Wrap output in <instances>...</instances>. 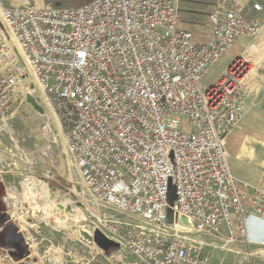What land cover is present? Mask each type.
Instances as JSON below:
<instances>
[{
	"label": "built area",
	"instance_id": "1",
	"mask_svg": "<svg viewBox=\"0 0 264 264\" xmlns=\"http://www.w3.org/2000/svg\"><path fill=\"white\" fill-rule=\"evenodd\" d=\"M15 1L0 0V140L11 137L25 84L69 109L64 140L81 194L124 217L107 222L120 244L113 257L142 264H213L216 252L264 257L243 250L264 249V181L240 180L227 145L248 112L255 80L248 56L264 32V0H216L202 41L181 27L184 0L64 8ZM39 132L58 145L51 126ZM52 259L58 263L54 251Z\"/></svg>",
	"mask_w": 264,
	"mask_h": 264
},
{
	"label": "rangeland",
	"instance_id": "2",
	"mask_svg": "<svg viewBox=\"0 0 264 264\" xmlns=\"http://www.w3.org/2000/svg\"><path fill=\"white\" fill-rule=\"evenodd\" d=\"M26 1L64 8L79 7L91 0H16L15 3L21 5ZM215 1L184 0L181 8L188 9L193 5L206 4L205 8L208 9ZM252 45L258 48L256 57L264 56V32L253 41ZM250 62L255 67L254 78L258 75L259 81L255 79L249 89L248 112L245 118L238 123L228 137L233 139L239 132L246 130L240 143L236 142L242 148V161L232 158L230 164L234 174L240 180L260 185L264 181V152H262L264 150L261 148V142H264V63L257 67L252 61ZM19 92L22 98L19 99L11 115V137L0 140V173L4 172L3 167L7 170L0 178V183L4 186V193L0 188V261L4 264H16L17 261L32 256L26 260L25 264H52L55 263L52 259L54 251L58 259L57 264H142L127 254L123 261L118 262L113 257L117 251L116 248L99 246L82 232V229L87 230L93 233L92 237H94L95 233L100 231L108 237L110 233L107 222L123 220L124 217L114 211L94 207L80 193L79 172L73 164L64 140L70 126L69 109H63L58 101L45 96L33 84L21 86ZM31 97L36 98L38 105L41 106L40 110L48 116L47 118L36 115L30 103ZM253 109L261 110L255 118L251 115ZM46 125L54 130L58 145H49L50 148L45 155L48 141L43 139L39 131ZM40 182L47 184L46 188L49 191H46L53 197L54 192L50 189L58 190L56 204L67 200L72 201L73 206L83 212L86 221L80 220L79 217L78 219L76 215L74 220H70L67 230L61 226L62 222L57 224L55 216L62 220L63 215L55 211L49 212L48 208L55 206L54 203L51 204V201L43 198L45 193L42 188L44 187ZM27 187L33 190L29 192ZM75 187L78 188L77 191L72 192L71 190ZM11 189L15 190V200L9 197ZM32 199L43 207L39 211L41 213L39 217L34 218L32 213L25 212V217L23 216L20 222L11 219L9 214L14 210L15 217H20L21 212L28 210ZM45 216L51 218V221ZM244 257L238 254L216 252L213 264H256L245 260ZM261 260L259 263L264 264V257H261ZM2 262L0 263L3 264Z\"/></svg>",
	"mask_w": 264,
	"mask_h": 264
},
{
	"label": "crops",
	"instance_id": "3",
	"mask_svg": "<svg viewBox=\"0 0 264 264\" xmlns=\"http://www.w3.org/2000/svg\"><path fill=\"white\" fill-rule=\"evenodd\" d=\"M239 1L244 3V4H248L252 0H239ZM215 3H216V1H215ZM205 5L206 4H202L201 6L193 5L192 8H188V9H184V8L182 9L181 8V20H182L181 21V27L183 29H186V30L194 33L196 38L201 40V41L208 39L209 35L211 33L209 22H208V14H209L213 5H211L208 9L205 8V7H207ZM257 49H258L257 46L252 45V47L249 50V53H250L249 59L258 67L264 63V56L256 57V50ZM255 79H256V81H259V76L256 75ZM259 113H261V110L255 111L253 109L251 112V115L254 116V118H255ZM245 132H246V130L239 132L233 139L228 138L227 145H228V151H229V155H230V162H231L232 158H234L236 161H242V154H241L242 148L240 147V144H236V142L239 141V143H240L241 137L244 135ZM261 145H262L261 148L264 150V142H261ZM262 152H264V151H262ZM232 171H233V169H232ZM251 184L257 185L255 183H251ZM243 250H248L251 252L264 251V249H262L259 246H255V245L243 246ZM227 254H230V253H227ZM244 259L247 261L256 263V264H260L259 262L262 261L261 256H258V255L254 258H250V257L246 258V256H245Z\"/></svg>",
	"mask_w": 264,
	"mask_h": 264
},
{
	"label": "bare ground",
	"instance_id": "4",
	"mask_svg": "<svg viewBox=\"0 0 264 264\" xmlns=\"http://www.w3.org/2000/svg\"><path fill=\"white\" fill-rule=\"evenodd\" d=\"M248 59H249V56H248ZM34 89V88H33ZM25 90V89H24ZM28 90V89H27ZM27 92V91H26ZM38 99V98H37ZM30 103L32 104V106L34 107V109H35V112H36V115H39L40 117H42V118H47L48 116H46V115H44L45 113H43L40 109V105H38L39 103H38V101L36 100V98H33V97H31L30 98ZM38 116V117H39ZM49 144H47V147H46V151L44 152V154L46 155L47 154V150H49ZM58 177V176H57ZM30 179V178H29ZM28 180V179H27ZM31 180H33L32 178H31ZM39 181V180H38ZM27 182H30V181H27ZM32 182V181H31ZM70 183V182H69ZM28 184V183H27ZM34 184H36V183H34ZM40 184H43V187L44 188H42V189H44L43 190V192L45 193L44 195H43V198H46L48 201H51V204L52 203H54V208H52V207H47L48 208V210H49V212L50 211H55V212H59V213H61L62 215H63V219L62 220H59L56 216H55V222L57 223V224H59V223H63V224H61V226L62 227H64L66 230H67V226L68 225H70V220H74V218L76 217V215H77V218L79 217L80 218V220H83V221H86V217H85V215H83V212L77 207V208H75L74 206H73V202L72 201H69V200H67L66 202H62V203H60V204H56L55 203V199H58L57 197H58V190L56 189V188H52V189H50V191H53L54 192V197L53 196H51V194H48L47 193V191H49L46 187H47V184H44V183H42V182H40ZM39 184V185H40ZM38 185V184H37ZM36 186V185H35ZM8 187H10V186H8ZM7 187V188H8ZM29 192H31L33 189L31 188V187H27L26 188ZM77 187H75V188H73L71 191L72 192H76L77 191ZM47 190V191H46ZM14 191L15 190H13V189H11L10 190V194H9V197H10V199L11 200H15V193H14ZM33 193V192H32ZM81 193V192H80ZM31 194V193H30ZM33 195V194H32ZM35 196L33 195V198H34ZM56 197V198H55ZM58 201V200H57ZM50 203V202H49ZM45 204H46V202H45ZM47 206V205H46ZM45 207V206H44ZM17 208V207H16ZM43 207H41V205L39 206L33 199L31 200V205H30V208L28 209V210H24V212H21V214L19 215L20 217H15L16 216V214H14V212H15V210H14V212L13 213H8L9 214V216H11V219H15L16 220V222H20V220H22L23 218V216L25 217V212H27V214H30V213H32V215L34 216V218H36V217H39L40 215L39 214H41L39 211L42 209ZM53 209V210H52ZM18 213H19V210H18ZM54 215V214H53ZM18 216V215H17ZM46 217V216H45ZM22 218V219H21ZM42 218V217H41ZM78 218V219H79ZM39 219V218H38ZM44 219V218H43ZM46 219L47 220H50L51 218H49V217H46ZM78 219H76V220H78ZM51 221V220H50ZM70 222V223H69ZM73 224V223H72ZM59 226V225H58ZM71 227V226H70ZM82 232L83 233H85L86 235H91V236H93V233H91V232H89V231H87V230H84V229H82ZM83 233H81L82 235H83ZM20 234H21V232H20ZM86 238V237H85ZM84 238V239H85ZM29 244H27V246H28ZM33 248H35V246H33ZM263 253H264V251H263ZM30 258H32V256L31 257H28L27 259H30ZM118 258V257H117ZM27 259H21V260H19V261H17V263L16 264H25L26 263V260ZM119 261H120V259H118ZM83 261V260H82ZM0 262H2V261H0ZM3 263V262H2ZM15 263V262H14ZM1 264V263H0ZM4 264V263H3Z\"/></svg>",
	"mask_w": 264,
	"mask_h": 264
},
{
	"label": "water",
	"instance_id": "5",
	"mask_svg": "<svg viewBox=\"0 0 264 264\" xmlns=\"http://www.w3.org/2000/svg\"><path fill=\"white\" fill-rule=\"evenodd\" d=\"M0 188H1L2 192H3L4 191V186H2L1 183H0ZM170 197H171V203H173L177 199L176 195H175V191L171 193ZM169 220H170V222H173V220H174V213H173L172 210H169ZM183 222L185 224H189L188 220L186 218H183ZM87 237H89L91 240L95 241L99 246H102V247H104V246L105 247H114L117 250L120 249V244L119 243H117V242H115L113 240H110L108 237L104 236V234L102 232H100V231H97L95 233L94 237H92L91 235H87Z\"/></svg>",
	"mask_w": 264,
	"mask_h": 264
}]
</instances>
